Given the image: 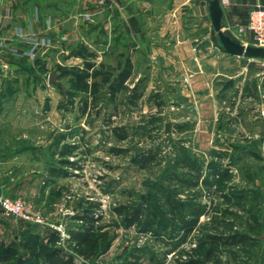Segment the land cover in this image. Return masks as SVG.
<instances>
[{
    "label": "rangeland",
    "instance_id": "374dc122",
    "mask_svg": "<svg viewBox=\"0 0 264 264\" xmlns=\"http://www.w3.org/2000/svg\"><path fill=\"white\" fill-rule=\"evenodd\" d=\"M173 2L41 0L45 11L66 20L59 35L69 38L34 35L50 37L55 44L38 48L35 58L16 56L11 46L0 56V194L21 198L38 218H16L0 206V248L16 245L21 250V232L29 227L40 236L42 248L55 245L67 251L68 232L78 222L75 214L98 203L96 232L110 245L94 258H78L81 264H187L188 255L181 252L200 236L196 228L183 240L178 229L180 215L190 211L178 200L189 199L206 204L200 222L214 220L220 228L232 223L251 236L246 245L223 247L221 264H264V111L254 92L264 76V59L224 51L201 0H188L179 8L183 31L178 38L189 40L191 47L178 52L166 44L147 47L134 33L129 44L120 41L125 39L124 28L113 16L115 8L136 14L150 6L153 27L170 17ZM241 39L253 44L247 36ZM80 41L96 54L97 65L117 66L129 55V89L114 99L105 86L95 97L73 89L72 69L82 66L83 59L69 52ZM26 43L14 47L27 50ZM23 65L35 66V74ZM50 75H55L53 82ZM137 83L142 96L132 102ZM114 127L127 137L116 136ZM64 144H74L68 155L73 166L60 161ZM183 148L204 162L202 174L211 160L219 165V173L228 168L227 173L210 188L171 179L175 171L190 170L189 178L195 174L183 165ZM149 152L155 157L143 165L142 155ZM152 194L159 196L167 222L156 223L154 230H144L140 223L126 226L114 207ZM168 199L177 206H170ZM250 224L260 232L248 229Z\"/></svg>",
    "mask_w": 264,
    "mask_h": 264
},
{
    "label": "trees",
    "instance_id": "16d2710c",
    "mask_svg": "<svg viewBox=\"0 0 264 264\" xmlns=\"http://www.w3.org/2000/svg\"><path fill=\"white\" fill-rule=\"evenodd\" d=\"M222 47V46H221ZM69 56H75L83 59V65L73 66V82L72 88L77 91H82L88 95L97 96L100 88L105 86L109 98L114 99L120 91L128 90V80L133 73V62L129 55H126L123 63L119 62L117 66L107 65L101 62L99 65L94 61L96 54L90 51L87 45L80 41L77 45L70 50ZM20 59V58H19ZM22 60V59H21ZM16 64L22 65L21 61H16ZM35 64L40 65V61L35 59ZM25 66V65H23ZM104 68H106L104 70ZM24 69L35 74L36 67L33 65L25 66ZM139 84H135L132 89L130 101L135 102L136 99L141 98L142 93H138ZM120 127H114L115 134L119 138H126V132H121ZM69 147V148H67ZM74 144H64L61 149L62 162L68 163L73 166L75 161L68 158L70 153H73ZM184 152L183 162L184 167L194 169L195 174L187 177L189 171L179 173L177 171L170 174L171 179H177L180 182H185L188 186H206L210 188L215 179L221 177L223 173H219V165L211 160L209 170L203 173L204 162H199L197 159H192L187 153ZM258 155L256 152H254ZM155 155L143 154V165L151 161ZM176 165H179L176 162ZM215 165V167H214ZM190 175V174H189ZM149 198L135 203H122L114 207L123 215V223L126 226L138 224L144 230H154L156 223H166L168 216L166 212L161 209V202L157 194L148 195ZM167 203L170 206H177L172 200L168 199ZM98 203L91 204V206L83 207L82 212L75 214L74 218L78 220L77 225L69 230L68 239L71 241L69 250H62L58 246H46L42 248L43 241L39 235L33 233L27 227L22 230V241L20 243L21 250L16 245H10L0 248V261H6L10 264H81L78 258L89 260L105 252L109 248V243L103 244L100 240V235L96 232V222L101 218L100 214H96L94 206ZM189 206L190 211L188 214L180 215V222L178 229L183 232L182 239L185 240L196 228L200 232L197 243L188 249H183L181 255H188L186 258L187 264H221V250L229 246L246 245L251 236L247 231L236 230L232 223L227 228H220L219 223L213 224L214 220L200 222V218L207 212L206 204L190 202L189 199L178 200V205ZM226 220L222 219V225ZM248 229H252L259 233L258 226L249 225Z\"/></svg>",
    "mask_w": 264,
    "mask_h": 264
},
{
    "label": "crops",
    "instance_id": "0c3cea01",
    "mask_svg": "<svg viewBox=\"0 0 264 264\" xmlns=\"http://www.w3.org/2000/svg\"><path fill=\"white\" fill-rule=\"evenodd\" d=\"M187 1L188 0H174L173 8H171L169 13L170 17L167 20L160 21L153 27H151L153 21L149 19L152 17L150 6V8L143 7L142 12L136 14L130 12L129 9L121 11L115 8L113 16L119 19V23L124 28L125 39L120 41L129 44L130 33H134L141 35L143 38L142 41H144L147 47H165L166 44L176 49V52H178L179 49L182 50L191 47L189 40L178 38V35L183 31L181 21L182 14L179 8ZM201 1V9L209 15L208 1ZM261 1L262 0H229L227 4H222L224 10L223 23L225 28L234 32L236 25L247 24L249 22L251 9ZM140 2L143 3V5L145 4L144 1ZM141 3L136 4L140 5ZM65 21L66 20L58 19L45 11L41 0H0V40L3 41L4 44L0 56H2L4 52L8 53V48L10 46L23 47L27 45L25 40L27 36L58 35L64 38V40L69 38V36L64 34L59 35V32L64 28ZM154 33L158 34L159 38L151 39L149 35ZM166 34L170 36V39L164 38ZM132 36L135 39V36ZM245 36L249 38L252 37L250 33H246ZM127 38H129L128 41ZM66 43L67 42L64 41V44ZM39 48L41 49L42 47ZM49 52V48H47L41 56L46 59ZM173 53H175V51H173ZM259 80V84L257 83L258 85L256 89H254V92L255 95L262 100L260 109L264 111V76L260 75ZM261 141L262 139H259V142Z\"/></svg>",
    "mask_w": 264,
    "mask_h": 264
},
{
    "label": "built area",
    "instance_id": "2783aa9c",
    "mask_svg": "<svg viewBox=\"0 0 264 264\" xmlns=\"http://www.w3.org/2000/svg\"><path fill=\"white\" fill-rule=\"evenodd\" d=\"M221 4H227L229 0H220ZM234 33L241 39L246 33L252 35L254 45L264 46V0L255 5L249 15V22L245 25H236ZM25 40L30 44L27 50H20L17 47L11 46V51L16 56H27L35 58L36 51L39 47H50L55 44V41L50 37L38 38L35 36H27ZM242 40V39H241ZM243 41V40H242ZM3 46V43H0ZM10 48V47H9ZM0 206L4 213L27 221H38L32 210L28 208L21 198H10L0 194Z\"/></svg>",
    "mask_w": 264,
    "mask_h": 264
},
{
    "label": "water",
    "instance_id": "95a60500",
    "mask_svg": "<svg viewBox=\"0 0 264 264\" xmlns=\"http://www.w3.org/2000/svg\"><path fill=\"white\" fill-rule=\"evenodd\" d=\"M212 26L216 31L224 51L247 59H264V46L244 43L234 32L225 28L223 23L224 10L220 0H207ZM55 75L49 76L53 82Z\"/></svg>",
    "mask_w": 264,
    "mask_h": 264
}]
</instances>
